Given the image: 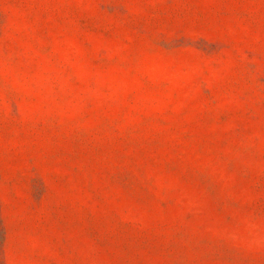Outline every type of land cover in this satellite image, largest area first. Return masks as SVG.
Wrapping results in <instances>:
<instances>
[{
    "label": "rangeland",
    "instance_id": "rangeland-1",
    "mask_svg": "<svg viewBox=\"0 0 264 264\" xmlns=\"http://www.w3.org/2000/svg\"><path fill=\"white\" fill-rule=\"evenodd\" d=\"M0 264H264V0H0Z\"/></svg>",
    "mask_w": 264,
    "mask_h": 264
}]
</instances>
